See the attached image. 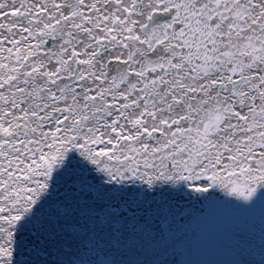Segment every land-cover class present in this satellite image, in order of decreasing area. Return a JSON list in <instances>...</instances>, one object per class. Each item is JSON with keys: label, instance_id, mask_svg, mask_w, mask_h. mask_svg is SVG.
Here are the masks:
<instances>
[{"label": "snow or ice", "instance_id": "snow-or-ice-1", "mask_svg": "<svg viewBox=\"0 0 264 264\" xmlns=\"http://www.w3.org/2000/svg\"><path fill=\"white\" fill-rule=\"evenodd\" d=\"M0 264H264V0H0Z\"/></svg>", "mask_w": 264, "mask_h": 264}, {"label": "bare ground", "instance_id": "bare-ground-1", "mask_svg": "<svg viewBox=\"0 0 264 264\" xmlns=\"http://www.w3.org/2000/svg\"><path fill=\"white\" fill-rule=\"evenodd\" d=\"M211 230V224L205 226V238L198 247H193L188 258L193 260H213L222 258L216 251L207 233Z\"/></svg>", "mask_w": 264, "mask_h": 264}]
</instances>
